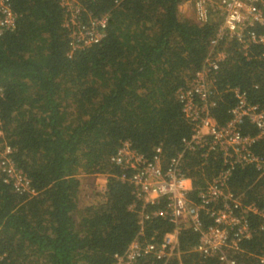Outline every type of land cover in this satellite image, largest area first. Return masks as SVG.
Here are the masks:
<instances>
[{"label": "trees", "instance_id": "trees-1", "mask_svg": "<svg viewBox=\"0 0 264 264\" xmlns=\"http://www.w3.org/2000/svg\"><path fill=\"white\" fill-rule=\"evenodd\" d=\"M60 1L0 0V15L4 2L14 16L12 26L0 25V149L11 146L36 190H15L0 170V264H114L141 225L135 186L118 179L111 156L127 140L149 156L162 145L167 159L184 149L192 125L179 89L210 55L224 53L214 72L222 92L212 111L220 122L235 102L223 91L228 85L247 90L264 109V47L242 49L231 35L214 44L220 14L200 23L181 12L184 0H82L89 15L110 18L100 42L69 56ZM242 130L257 133L250 123ZM252 148L264 157V139ZM225 167L220 150L184 152L182 169L196 185ZM96 172L107 174L106 189L79 213L85 174ZM227 186L245 203L264 206V174L255 165H237ZM260 222L253 219L252 237L232 254L237 264H264ZM168 229L164 218H151L142 236L159 241ZM198 237L182 229L180 246L188 251L167 264H220L192 249Z\"/></svg>", "mask_w": 264, "mask_h": 264}, {"label": "built area", "instance_id": "built-area-1", "mask_svg": "<svg viewBox=\"0 0 264 264\" xmlns=\"http://www.w3.org/2000/svg\"><path fill=\"white\" fill-rule=\"evenodd\" d=\"M1 4L0 25L12 26L13 13L7 4ZM60 4L65 9L62 24L69 33V56L100 42L106 35L109 12L89 15L82 0H61ZM181 10L192 12L200 23L209 21L215 14L222 16L212 39L214 44L223 36L231 35L242 49L252 44L264 47V0H184ZM223 58V52L210 55L203 68L195 73L190 86L179 89L183 114L192 125L191 135L183 138L181 152L167 159L159 145L149 156L127 140L112 154L111 162L121 170L118 179L135 186L138 201L133 207L139 209L138 224L141 225L126 252L115 255L114 264H167L175 256L181 258L188 251L180 246V231L185 227L199 234L192 247L194 251L205 257L217 256L220 264H237L232 254L243 250L241 242L252 237L251 224L255 217L261 220L259 227L264 231V206L255 201L245 203L241 195L227 186L229 175L239 164L255 165L264 174V157L252 148L254 142L264 139V109L249 99L247 90L228 85L223 91L232 93L235 99L229 109L230 116L220 122L214 115L212 110L218 104L215 95L222 92L215 85L214 72ZM246 123L252 124L257 133L244 132L242 126ZM197 147L220 150L226 166L205 185H196L182 169L184 152ZM11 152L9 144L0 149L4 180L12 182L15 190L34 194L36 190L30 178L15 164ZM206 216L212 219L211 223L206 224ZM157 217L164 218L170 229L159 241L143 237L146 220ZM260 257L264 260V254Z\"/></svg>", "mask_w": 264, "mask_h": 264}, {"label": "rangeland", "instance_id": "rangeland-1", "mask_svg": "<svg viewBox=\"0 0 264 264\" xmlns=\"http://www.w3.org/2000/svg\"><path fill=\"white\" fill-rule=\"evenodd\" d=\"M187 13H192V12L187 11ZM95 174H97V176H95L96 178L93 177L92 180H89V181L84 180V184H83L81 192H80L83 196L91 193L90 197L92 199L88 200L87 203H90V202L93 203V201L97 200L99 198L100 194L104 191L103 187H105L107 185V182H108L107 176L105 175L106 173L96 172ZM97 177H100V178H97ZM85 179L87 180V177ZM96 195H98V196H96ZM82 209L83 208H80V210L78 212L81 213Z\"/></svg>", "mask_w": 264, "mask_h": 264}, {"label": "crops", "instance_id": "crops-1", "mask_svg": "<svg viewBox=\"0 0 264 264\" xmlns=\"http://www.w3.org/2000/svg\"><path fill=\"white\" fill-rule=\"evenodd\" d=\"M95 176H97V174H95V173H93V174H85V177H84V180L85 181H89V180H92V178L93 177H95ZM87 177V180L85 179ZM96 178V177H95ZM97 178H100V177H97ZM89 191V190H88ZM91 194V193H90ZM90 194H88V195H85V196H83L82 194H81V198H80V206H81V208H83L85 205H88V204H90V203H87L88 202V200H90V199H92L91 197H90ZM96 196H98V195H96Z\"/></svg>", "mask_w": 264, "mask_h": 264}, {"label": "clouds", "instance_id": "clouds-1", "mask_svg": "<svg viewBox=\"0 0 264 264\" xmlns=\"http://www.w3.org/2000/svg\"><path fill=\"white\" fill-rule=\"evenodd\" d=\"M180 10H181V6H180ZM181 12L182 13H184V14H186V15H190V14H192V13H187V11H183V10H181ZM193 15V14H192ZM99 173H101V172H99ZM103 173V172H102ZM106 176H107V174H105Z\"/></svg>", "mask_w": 264, "mask_h": 264}]
</instances>
